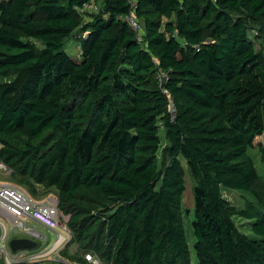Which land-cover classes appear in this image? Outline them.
Returning a JSON list of instances; mask_svg holds the SVG:
<instances>
[{
	"label": "trees",
	"instance_id": "trees-1",
	"mask_svg": "<svg viewBox=\"0 0 264 264\" xmlns=\"http://www.w3.org/2000/svg\"><path fill=\"white\" fill-rule=\"evenodd\" d=\"M90 1L0 0V162L33 197L54 188L69 241L104 264H190L182 158L196 264H264L248 154L264 159V34L256 49L246 22L264 20V0H134L140 40L128 0H95L81 24ZM224 189L254 202L237 208Z\"/></svg>",
	"mask_w": 264,
	"mask_h": 264
},
{
	"label": "built area",
	"instance_id": "built-area-1",
	"mask_svg": "<svg viewBox=\"0 0 264 264\" xmlns=\"http://www.w3.org/2000/svg\"><path fill=\"white\" fill-rule=\"evenodd\" d=\"M130 10L123 19L141 39L142 28L140 21L135 17L133 9L134 0H128ZM77 11L84 14L98 12L95 0L83 3ZM87 13V12H86ZM173 111V110H171ZM0 172L10 174L11 169L0 162ZM0 211L5 213L10 221L0 220V263L3 264H104L96 253L86 251L83 253L85 263L72 261L62 254V250L72 235L68 228L69 215L58 207L55 196H46L37 200L21 187L0 182ZM48 229L56 234L54 241L49 244L48 236L38 226ZM28 238L36 242L31 250L11 251L9 241L12 238ZM38 241H41L39 244ZM112 264V263H107Z\"/></svg>",
	"mask_w": 264,
	"mask_h": 264
},
{
	"label": "rangeland",
	"instance_id": "rangeland-1",
	"mask_svg": "<svg viewBox=\"0 0 264 264\" xmlns=\"http://www.w3.org/2000/svg\"><path fill=\"white\" fill-rule=\"evenodd\" d=\"M97 3L99 4V0ZM86 12H88V11H85L84 12L85 14L83 15V17H81V24L89 21V19H90L89 13L86 14ZM246 22H247L248 27H250L249 33L251 36H252V34L254 36H258V34H254L255 33L254 30H251V29L260 30V37H257V38L252 37V39L254 40L256 49H259L261 47V45L263 44V41H262L263 38L262 37L264 34V20H255V21H252V20L247 21L246 20ZM207 39H209V38H207ZM65 49L70 55H73L74 57H79L80 47H79L76 35L70 36L68 38V40H66ZM159 134H160V138H161V146H160V149H159L158 154H157V162H158V167L161 168L168 162L169 155H168V151H167L168 141L166 139L163 128H160ZM260 139H261V137L255 138V140H254L255 145H257V141H259ZM248 154L251 156V158L254 162V165L256 167L258 176H259L258 181L254 185V189L261 194L260 196L262 198H264V159H262V157H261V155L257 149L249 148ZM180 161H181V164L184 168V180H185V189H184V192H183L182 197H181L180 213H181L182 222H183V225L185 228L187 240L189 243L190 264H196V258H195V254H194V250H193L194 236H193L192 227H191V221L193 219V209H194L193 187H194L195 181L191 177V174L189 172V169L187 167L186 162L182 158H180ZM0 182H5V183L12 184V185H16V186L21 187L26 192L28 191V189L25 186L16 183L14 181V179L9 174H4L3 172H0ZM37 192L39 195L34 197L37 200H43L46 196H49V195L56 197L54 188H51L50 190L47 191V189H43L40 185H38L37 186ZM223 194L226 197V199L232 205L236 206L237 208H242L244 205L254 202V198L252 197V195L244 193V192L224 189ZM34 195H36V194H34ZM80 205H82V204H80ZM1 219H5L6 223H8L10 221L9 219H7V216L2 211H0V220ZM235 221H236L237 226L239 227L240 230L247 232V233L250 232L248 221H246L244 219H240V218H236ZM37 226L41 231H43L48 236V238H49L48 242H49V244H51L54 241V239L56 238V234L52 231H49L46 228L39 226V225H37ZM38 243L40 244L41 241H38ZM88 250H92V249H90V247L86 246L84 243H81L78 240H73L71 242L70 241L66 242V244L63 248V254H64V257H66L72 261H78L79 262L82 260L83 253L88 251ZM102 262H104V261L102 260ZM21 264H28V263L27 262H21Z\"/></svg>",
	"mask_w": 264,
	"mask_h": 264
},
{
	"label": "water",
	"instance_id": "water-1",
	"mask_svg": "<svg viewBox=\"0 0 264 264\" xmlns=\"http://www.w3.org/2000/svg\"><path fill=\"white\" fill-rule=\"evenodd\" d=\"M9 246L13 252L19 250H31L36 246V242L28 238L18 237L10 239Z\"/></svg>",
	"mask_w": 264,
	"mask_h": 264
}]
</instances>
